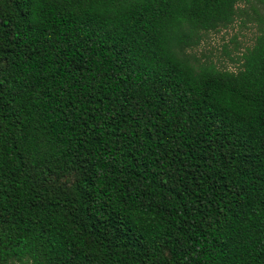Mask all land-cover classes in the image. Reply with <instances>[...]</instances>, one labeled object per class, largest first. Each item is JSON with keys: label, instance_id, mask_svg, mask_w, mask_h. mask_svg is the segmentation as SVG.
<instances>
[{"label": "trees", "instance_id": "1", "mask_svg": "<svg viewBox=\"0 0 264 264\" xmlns=\"http://www.w3.org/2000/svg\"><path fill=\"white\" fill-rule=\"evenodd\" d=\"M251 1L0 0V264H264V16L191 53Z\"/></svg>", "mask_w": 264, "mask_h": 264}, {"label": "rangeland", "instance_id": "2", "mask_svg": "<svg viewBox=\"0 0 264 264\" xmlns=\"http://www.w3.org/2000/svg\"><path fill=\"white\" fill-rule=\"evenodd\" d=\"M237 6L239 12L231 24L202 33L199 43L191 49V53L200 61H212L217 68L236 70L237 58L253 42L258 17L264 16V4L254 0Z\"/></svg>", "mask_w": 264, "mask_h": 264}]
</instances>
